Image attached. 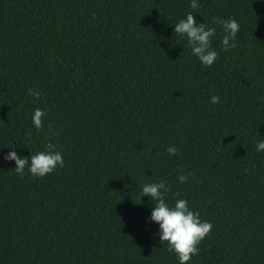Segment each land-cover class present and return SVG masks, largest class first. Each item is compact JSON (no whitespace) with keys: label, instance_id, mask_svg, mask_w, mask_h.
<instances>
[{"label":"trees","instance_id":"trees-1","mask_svg":"<svg viewBox=\"0 0 264 264\" xmlns=\"http://www.w3.org/2000/svg\"><path fill=\"white\" fill-rule=\"evenodd\" d=\"M196 2L0 0V264H179L140 197L160 181L213 225L189 264H264V0ZM189 13L216 29L211 67L175 35ZM49 143L44 178L4 160Z\"/></svg>","mask_w":264,"mask_h":264},{"label":"clouds","instance_id":"clouds-1","mask_svg":"<svg viewBox=\"0 0 264 264\" xmlns=\"http://www.w3.org/2000/svg\"><path fill=\"white\" fill-rule=\"evenodd\" d=\"M191 7H198L196 0H192ZM222 25L225 35L222 38V45L225 51L236 47L237 34L240 31V25L235 19L217 20ZM175 35L187 38L188 46L192 54L198 58L205 67H211L218 59V52L212 48V38L216 34L214 27H208L206 24H197L194 15L189 13L186 19H181L175 24ZM231 41V43H230ZM29 96L39 99L40 92L33 89L28 90ZM220 101L219 96L213 95L210 102L217 104ZM46 113L40 109H36L32 116L34 127L40 131L43 130V117ZM49 133L51 125H49ZM258 152H264V140L257 143ZM170 156L177 155L178 150L175 147L167 149ZM5 161H14V171L23 178L25 168L35 178H44L52 174L58 167H64L62 154L56 150V146L49 143L46 150L31 155L28 158H21L16 151H11L4 157ZM191 175V174H190ZM180 183H187L189 176L183 174L177 177ZM171 191V186L166 185L164 181L159 183H144L140 197L148 196L151 198L155 207L151 212V222L159 225V238L161 243L167 244L169 252L174 253L179 260V264H189L192 257L199 252L200 243L212 231L213 225L207 221H202L198 212L190 209L186 199L176 200L174 206H170L166 202L165 194ZM178 195V193H177Z\"/></svg>","mask_w":264,"mask_h":264}]
</instances>
